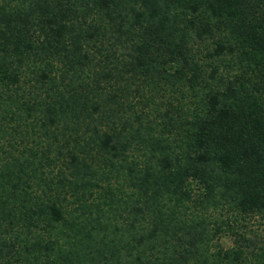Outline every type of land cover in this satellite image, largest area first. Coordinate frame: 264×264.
Returning <instances> with one entry per match:
<instances>
[{
  "label": "trees",
  "instance_id": "1",
  "mask_svg": "<svg viewBox=\"0 0 264 264\" xmlns=\"http://www.w3.org/2000/svg\"><path fill=\"white\" fill-rule=\"evenodd\" d=\"M255 219L264 0H0V264H264Z\"/></svg>",
  "mask_w": 264,
  "mask_h": 264
},
{
  "label": "rangeland",
  "instance_id": "2",
  "mask_svg": "<svg viewBox=\"0 0 264 264\" xmlns=\"http://www.w3.org/2000/svg\"><path fill=\"white\" fill-rule=\"evenodd\" d=\"M253 223H255L254 224L255 226L259 227L258 230L261 229V231H264V222H262L261 220L255 219V220H253ZM221 241L223 244H228L230 240H229L228 236L223 235L221 237Z\"/></svg>",
  "mask_w": 264,
  "mask_h": 264
}]
</instances>
